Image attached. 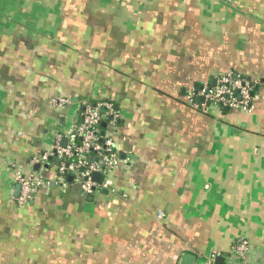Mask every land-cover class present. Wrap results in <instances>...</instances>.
<instances>
[{
    "label": "crops",
    "instance_id": "0c3cea01",
    "mask_svg": "<svg viewBox=\"0 0 264 264\" xmlns=\"http://www.w3.org/2000/svg\"><path fill=\"white\" fill-rule=\"evenodd\" d=\"M226 72L256 83L249 110L187 104ZM102 100L128 162L86 197L30 162ZM240 239L264 264V0H0V264H235Z\"/></svg>",
    "mask_w": 264,
    "mask_h": 264
},
{
    "label": "built area",
    "instance_id": "2783aa9c",
    "mask_svg": "<svg viewBox=\"0 0 264 264\" xmlns=\"http://www.w3.org/2000/svg\"><path fill=\"white\" fill-rule=\"evenodd\" d=\"M255 89L254 81L226 72L215 76L212 84L189 89L185 99L191 108L201 112L210 108L218 111H247L256 98ZM65 102L62 99L55 100L58 104ZM80 118V122L64 137V146L63 137L57 136L53 148L33 158L30 165L43 168L53 160L56 180L51 184L55 183L62 189L72 184L86 197L102 191L113 193L112 175L119 166L128 162L121 158L114 147V134L120 121L119 111L110 100L95 103L86 101L81 103ZM95 174L99 175L98 181L93 178ZM68 178L71 180L68 181ZM15 182L19 185V194L15 197L19 206L28 204L43 185L50 184L39 172L17 173ZM250 250L248 241L240 239L231 247L229 256L235 259V264H243ZM218 257L219 254H212L204 264H216Z\"/></svg>",
    "mask_w": 264,
    "mask_h": 264
},
{
    "label": "water",
    "instance_id": "95a60500",
    "mask_svg": "<svg viewBox=\"0 0 264 264\" xmlns=\"http://www.w3.org/2000/svg\"><path fill=\"white\" fill-rule=\"evenodd\" d=\"M212 83H213V82H212ZM102 126H104V125H102ZM65 143H66V138H64V139L62 140V146H64ZM124 157H125V156H121V158H124ZM47 167H48V165H45V168H47ZM39 168H40L39 165H35V166H34V170H35V171H38ZM93 178H94L96 181H98V180H99V175H98V174H95V175L93 176ZM70 180H71V178H68V181H70ZM18 194H19V185L16 184L15 189H14V196L17 197ZM223 261H224V260H223L222 257H218V258L216 259V264H222ZM181 264H194V258H193L192 256H189V255L182 256V258H181Z\"/></svg>",
    "mask_w": 264,
    "mask_h": 264
},
{
    "label": "rangeland",
    "instance_id": "374dc122",
    "mask_svg": "<svg viewBox=\"0 0 264 264\" xmlns=\"http://www.w3.org/2000/svg\"><path fill=\"white\" fill-rule=\"evenodd\" d=\"M51 169H52L53 175H55V176H56V170L54 169V167H53V166H51Z\"/></svg>",
    "mask_w": 264,
    "mask_h": 264
}]
</instances>
